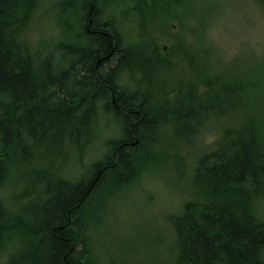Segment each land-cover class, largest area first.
Returning a JSON list of instances; mask_svg holds the SVG:
<instances>
[{
	"label": "trees",
	"instance_id": "1",
	"mask_svg": "<svg viewBox=\"0 0 264 264\" xmlns=\"http://www.w3.org/2000/svg\"><path fill=\"white\" fill-rule=\"evenodd\" d=\"M183 1L61 0L56 22L64 37L45 51L26 36L41 0H0V192L12 190L0 195V256L7 264H97V212L161 163L157 130L195 143L211 120L232 112L235 94L242 99L256 89L251 81L217 90L220 78L209 73L168 92L142 91L146 73L202 53L181 43L172 62L149 37V26L167 25ZM126 21L139 25L138 40L150 38V46L126 43ZM245 106L240 101L239 109ZM103 115L122 125L121 136L85 166ZM202 153L193 169L201 198L170 220L174 264H264V124L251 119L225 128L215 149ZM71 159L80 170L74 179L66 178Z\"/></svg>",
	"mask_w": 264,
	"mask_h": 264
},
{
	"label": "rangeland",
	"instance_id": "2",
	"mask_svg": "<svg viewBox=\"0 0 264 264\" xmlns=\"http://www.w3.org/2000/svg\"><path fill=\"white\" fill-rule=\"evenodd\" d=\"M60 2L41 0L26 33L34 48L42 45L46 51L64 37L62 28L58 33L56 22ZM175 15L167 25L154 21L157 25L149 26V37L156 38L163 53L170 51L172 57L181 43L202 53H197L194 60L175 62L173 69H160L158 75L146 73L144 93L168 92L186 86L191 79L206 78L209 73L220 78L217 90H222V84L236 88L251 81L257 86L245 98L239 99L235 94L229 104L232 112L223 119L211 120L195 143L175 142L171 129L157 130L156 139L160 143L157 142L154 153L161 163L146 170L110 207L97 212L98 224L91 232L97 264H174L175 240L170 220L182 213L186 202L201 198V188L193 179L200 155L215 149L225 128L235 130L251 119L258 125L264 124V7L260 0H184ZM140 30L136 22L130 21L120 27L127 44L139 41ZM150 40L143 39L136 45L148 47ZM136 76L142 79V74ZM121 80L129 83L128 78ZM134 87L135 84L131 86ZM240 101L246 105L244 108L239 109ZM121 126L111 116L103 115L98 126L99 138L83 159V165L92 164L108 153L106 142L121 136ZM75 163L72 159L67 163L66 178L74 179L79 174ZM8 188L12 192L9 185ZM10 191L5 188L0 195L8 197ZM259 212L264 220V200ZM0 264H7L6 255L0 256Z\"/></svg>",
	"mask_w": 264,
	"mask_h": 264
},
{
	"label": "water",
	"instance_id": "3",
	"mask_svg": "<svg viewBox=\"0 0 264 264\" xmlns=\"http://www.w3.org/2000/svg\"><path fill=\"white\" fill-rule=\"evenodd\" d=\"M166 50H167V46L164 47V51H166Z\"/></svg>",
	"mask_w": 264,
	"mask_h": 264
}]
</instances>
